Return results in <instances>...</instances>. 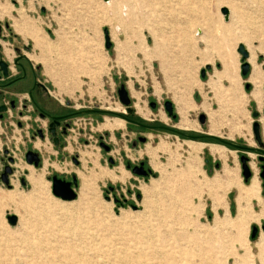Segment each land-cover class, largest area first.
<instances>
[{"label": "rangeland", "instance_id": "374dc122", "mask_svg": "<svg viewBox=\"0 0 264 264\" xmlns=\"http://www.w3.org/2000/svg\"><path fill=\"white\" fill-rule=\"evenodd\" d=\"M188 7H193L195 13L191 14ZM1 8L5 14L0 20L11 24L14 31V22L21 20L23 10L25 18L36 25L41 36L50 38L53 47L48 59L61 74V94L59 87L45 75L44 65L35 60L41 57L40 50L31 41H25L23 35L18 33L21 40L12 31L16 36L15 44L24 46L25 43L26 55L35 58L32 63L41 69V79L51 93L66 106L70 104L81 112L99 110L100 115H81L80 129L76 128L75 134L70 136L77 142L70 150L79 154L80 168L69 163L64 169L56 160L49 161V154L56 157V152L50 144L38 142L36 146L41 145L44 166L36 169L16 155L17 172L11 178L13 187L0 184V195L13 191L28 194L33 189L30 180L33 174L45 181L46 204L62 206L59 204L64 201L53 194L48 177L76 172L78 198L65 203L71 204L68 205L70 214L77 212L78 205L80 216L97 225L92 227L93 235H90L93 245L100 249L99 253L93 251L97 264L113 262L114 249L116 252L128 249L130 256L139 254L141 245L133 241L141 237L139 228L153 231L155 245L160 249L156 255L148 254L143 264H264V180L261 178L264 162L260 161L264 158V149L253 133V125L258 122L263 128L264 141V0H0V13ZM225 9L229 11L228 19L223 13ZM106 31L112 43L110 49L106 47ZM240 45L250 54L247 62L251 70L247 77L242 75ZM75 58L87 62V65L81 64L95 75L76 74L75 77L79 70L70 66ZM25 67L31 75L30 66L25 63ZM204 70L205 77L202 76ZM216 73L221 74L222 79H218ZM186 75L192 85L201 86L188 91ZM77 83H81L79 88H76ZM122 85L132 100L135 113L132 120L138 124L121 118L128 116L118 95ZM182 100L193 107L187 110V119L197 128L180 127ZM166 102L173 104L176 119L166 111ZM240 104H243L242 110ZM201 116L206 117L205 124H201ZM117 119L123 120L125 126L103 129L108 120L113 124ZM106 134V144L111 147L109 156L98 144V137ZM180 134L201 139L190 140ZM23 135L17 126H9L8 130L0 128V148L7 147L19 155L15 151L22 147ZM140 138L147 141L142 143ZM218 140L247 150H237ZM189 142L227 148L224 158L212 155L209 147L203 149L202 167L194 170L200 180H204L203 173L210 181L217 179L222 184L236 181L250 185L254 177L258 178L263 201L250 199L253 220L241 229L242 240L232 243L234 231L215 223L217 218L236 216L238 195L235 189L221 194V204L216 203L206 188L196 190L194 181L187 183L189 192L183 191L179 172L187 169ZM162 144H168L170 149L159 151L155 156L148 153V148L155 150ZM44 147L49 152L46 153ZM243 156L249 158L252 172L249 181L243 176ZM108 157L114 161V167ZM141 161L151 170L150 175L138 176L127 169V162L138 164ZM27 170L30 173H26ZM107 172H113L116 179L107 176L101 180L99 175ZM163 173L165 180L161 181V189L152 197V206L140 217L138 214L144 211L143 189L150 188L152 181L159 180ZM23 175H27L25 186L20 182ZM25 206L28 209H21L22 213L21 210L15 213V206H11L0 214L13 241L23 235L18 218L24 223H36L29 212L35 211L37 205L28 199ZM122 213L130 216L135 230L119 225ZM10 215L18 216L14 227L8 222ZM55 218L66 221L61 215ZM71 220L77 221L72 216ZM254 227L259 233L252 239ZM46 231L35 227L34 232L43 236ZM106 238L110 241H105ZM3 239L0 236V242ZM17 249L19 255L12 259L21 261L15 260L14 264H26L27 259L20 252L24 245L17 244ZM0 250L4 251L1 243Z\"/></svg>", "mask_w": 264, "mask_h": 264}, {"label": "bare ground", "instance_id": "6f19581e", "mask_svg": "<svg viewBox=\"0 0 264 264\" xmlns=\"http://www.w3.org/2000/svg\"><path fill=\"white\" fill-rule=\"evenodd\" d=\"M120 1L127 2L128 0ZM2 9L3 8H1L0 16L5 14V11ZM187 9L189 11H192L191 14L195 13L193 7H188ZM24 15L25 14H23L22 10L21 20H16L14 22L15 31L23 35L25 41L29 42V40H31V42L34 44V47L38 48L41 53V57L37 59L28 57L27 55L26 56L30 60L32 65L33 59H35L36 62L44 65L45 75L51 82L54 83L55 86L59 87V94H61V92L63 91L61 85L62 82L60 79L61 74L57 72L54 63L48 59L49 52L53 47V45L51 44L52 42L49 41V37L45 35L41 36L39 29L36 27V25L31 24V21L25 18ZM70 62L71 67L73 65V68L79 70V72L75 73V77L77 75L82 74H87L91 76L95 75L93 71L86 70L81 64L85 63L87 65V62L77 58ZM216 75L218 79H222L221 74L216 73ZM185 83L186 89L188 91L193 90L194 87L201 86L197 82L195 86L192 85L189 81V75H186ZM78 84L81 85V83H77L76 88L80 87ZM181 102L182 122L180 127L183 129L197 128L195 124H192L187 119V110L193 107L187 102V100H182ZM238 106H240V110L243 109V104H240ZM124 126L125 123L121 119L114 120L113 124H110V121L108 120L106 125L103 126V129H114L121 128ZM38 147H40V144L38 145ZM188 147L190 149V159L187 164V169L179 172L180 178H183L181 179L183 191L186 190L187 192H189L187 183L189 185L191 182L194 181V186L196 187V190H202L206 188L208 190V193L211 196L215 197L216 203L221 204L223 202V197L221 194L225 191L235 189L238 195V208L236 216L234 218H230L228 216L225 219L217 218L215 220V223L218 227L223 225L229 226L231 230L234 231L231 236L232 243L242 240L241 229L243 228V226L249 224V222L253 220L249 207L250 199L258 198L260 201H263L261 197V187L258 178L254 177L250 185H243L242 183L236 181H229L226 184H222L217 179L210 181L203 173L204 180L202 181L194 175V170L197 168L201 169L202 167L203 161L200 158V154L202 151H204L203 149L209 147L210 153L212 155L224 158L225 154L227 153V148H225L224 146L206 145L196 142H189ZM166 149H170V146L168 144H162L155 150H151L150 148H148L147 151L150 155L155 156L157 152L164 151ZM82 158L86 159V157L83 156ZM252 169H256L255 163L252 164ZM27 171L30 173L29 170ZM113 174V172H107L99 176H101V180H103L107 176L111 179L113 178L114 180L116 179V177ZM164 176L165 174L163 173L159 180L152 181V186L150 188L143 189L144 192L141 206H143L144 211L138 214L140 217H143L148 208L152 206V197L161 189V181L165 180ZM119 179L123 181L125 180L124 177H119ZM30 180L32 182L33 189L28 194H20L13 191L8 192L7 194L4 193L0 195V214L5 209L10 208L11 206H15V208L13 209L15 213H19V210L21 209L27 210L28 208L25 206V203H27L28 199L33 201L37 205L35 211L29 212L32 217L36 218V223L31 224L29 221H26L24 223L23 219L18 218V216L15 215L18 219H20V225L22 224L23 226V235L18 240L13 241L11 239L10 233L8 232V229L5 226V222L3 220H0V228H2L4 232V234L0 235L4 237V239L0 242L1 245L4 247V251L0 250V258L2 257L0 259V264H14L15 260H18V262L21 261L20 258L14 260L12 259V257L19 255L16 254L17 252H19V250L17 249V244L24 245V249H22L20 252H22L23 254L21 256H24L27 259L26 264H97V262L94 260L95 257L93 256V251H97L99 253L100 249L96 245H93V238L90 236L93 235L92 227H96L97 225L91 224V221H86L85 217L82 218L80 216L78 205L75 209V211L77 212L70 214V206L68 205L71 204H66L65 202H61V204H59L62 206H58L57 204H46L45 181L35 178L33 174H31ZM20 212L22 213V210ZM57 215H61L63 218L66 219V221H56V218L54 219V217H56ZM71 216L72 219L77 221H72ZM262 216H264V210ZM118 221H121L118 222L120 226L135 230V226L131 227L133 223H131L130 216L128 214L122 213V217ZM35 227L43 228L47 231L44 233L43 236H40L34 232ZM139 229L142 233L141 237H135L133 238V241L134 243L141 245V247L139 248L140 253H136L135 255L130 256L127 252L128 249L123 248L120 249L119 252H116L114 249V253L111 255L115 260L113 262H110L109 264H143L144 260L146 259L145 257L148 254L156 255L159 253L160 249L155 245L156 239L153 235L154 232L150 229ZM162 240L167 242L165 238H162ZM105 241L109 242L110 239L106 238ZM165 242L164 244H166ZM61 250L63 251V253L60 252Z\"/></svg>", "mask_w": 264, "mask_h": 264}, {"label": "flooded vegetation", "instance_id": "af4514ba", "mask_svg": "<svg viewBox=\"0 0 264 264\" xmlns=\"http://www.w3.org/2000/svg\"><path fill=\"white\" fill-rule=\"evenodd\" d=\"M12 31L13 29L9 23L0 20V128L5 127L8 130L9 126L12 128L17 126L24 133L23 145L19 149L16 148L15 151L19 152V155L11 152L7 147L0 148V184L8 188L13 187L11 178L15 177L17 172L15 164L18 159L16 155L21 156L29 166L36 168L27 162V155L33 152L39 156L38 169L44 166L43 153L41 149L36 147L38 142L43 145L50 144L56 152V157L55 154H49V161L56 160L57 164L64 169L69 166V163H72L76 168H80L82 162L79 154L70 150L71 147L77 146V142L70 139V136L75 134L76 128L80 129L78 123L81 115H100L99 110L87 114L85 111L81 112L74 109L70 104L64 105L62 101L56 98L46 82L41 79V69L34 64L33 66L30 61L21 58L26 56L25 50H27V47L26 45L15 44L14 37L16 36L13 35ZM2 62L6 65V73L1 67ZM25 63L30 66L31 75L28 74ZM128 115L132 118L135 113H128ZM173 116L175 118H172L176 119L175 111ZM106 137H108L107 134L105 137L100 135L98 144L109 156L111 147L106 144ZM12 139L15 140L14 137ZM103 145L109 146L110 150H106ZM136 146L137 142L134 143V147ZM45 152L49 151L45 150ZM33 158L35 157H31V159ZM107 159L111 167H114V161L110 157ZM128 165H130L129 170L131 172L134 168H138V170L141 169L142 173L147 172V176L152 173L146 163L142 161L138 164L127 162L126 166ZM23 176L20 177V182L21 185L25 186L28 182L27 175ZM55 176L71 183L76 192L79 189V179L76 172H63L48 177L51 185ZM75 177L77 178V186L74 183Z\"/></svg>", "mask_w": 264, "mask_h": 264}, {"label": "water", "instance_id": "95a60500", "mask_svg": "<svg viewBox=\"0 0 264 264\" xmlns=\"http://www.w3.org/2000/svg\"><path fill=\"white\" fill-rule=\"evenodd\" d=\"M103 1L109 2L110 0H103ZM223 13L225 15V18L228 19L229 18V11L227 9H225L223 11ZM105 35H106V47L108 49H110L112 47V43H111V39H110L108 31L105 32ZM238 53L242 56V75L244 77H247L250 73V70H251V66L247 62L249 60L250 54L244 45L239 46ZM21 58L25 59L27 61H30L27 58V56H22ZM1 67L5 71L6 65L3 62L1 63ZM210 69H211V67L208 66L207 70H210ZM5 73H6V71H5ZM205 74H206V71L204 70L202 72V76L205 77ZM247 88L249 89V85L247 86ZM118 95H119L120 102L127 109V113H129V114L133 113L134 109H132V107H131L132 106V100H131V97H130L128 90L126 89V87L124 85H122L121 88L119 89ZM152 107L155 108V104H152ZM165 109L170 116L175 118L173 116L175 109H174L173 104L171 102H166ZM93 112H95V110L85 111V113H87V114L93 113ZM254 116L257 117L258 115L255 114ZM205 121H206V117L201 116V118H200L201 124H205ZM253 133H254L255 140L258 142L260 147L264 149L263 128L258 122L254 123V125H253ZM139 140L142 143H145L147 141V139H145V138H140ZM228 144H229V146H231L237 150H245V148L240 146V145L233 144V143H228ZM103 146L106 148V150H110L109 146L108 147L105 145H103ZM263 154H264V152H263ZM31 157H35L33 159H36V160L34 161L33 159H31ZM39 161H40L39 156L37 154L31 152L27 155V162L31 165H34L36 168L39 167ZM260 161L264 162V158L261 157ZM241 163H242V169H243V176H244L246 181H249L252 177V172L249 168V158L243 156L241 158ZM127 168L129 169L130 165H128ZM133 174L138 175V176H147L148 173L147 172L142 173L141 169L138 170V168H134ZM261 178L264 180V166H262ZM74 179H75L74 183L77 186L78 185L77 178L75 177ZM52 192L58 199H60L64 202H72L78 198V194L72 188V184L69 182L63 181L61 179H58V177H56V176L53 177V179H52ZM8 222L11 226L14 227L18 223V219L16 216L10 215V216H8ZM263 230H264V227H263ZM258 233H259V229L257 227H254L253 232H252V239H255L257 237Z\"/></svg>", "mask_w": 264, "mask_h": 264}, {"label": "trees", "instance_id": "16d2710c", "mask_svg": "<svg viewBox=\"0 0 264 264\" xmlns=\"http://www.w3.org/2000/svg\"><path fill=\"white\" fill-rule=\"evenodd\" d=\"M108 115L112 116L113 114H112V113H108ZM121 118H123V119H125V120H128L129 122H133V123L138 124V122L132 120V118L130 117V115H128L127 117L121 116ZM170 131L176 133V132L173 131V130H170ZM178 134H179V133H178ZM180 135H182L183 137H186L187 139H190V140H194V139H196V140H197V139L200 140V139H201V138L196 137V136H194V135H187V134H180ZM210 140H211V139H210ZM213 140L215 141V139H213ZM218 141H219V140H218ZM219 142L224 143V142H222V141H219ZM224 144L229 145L228 143H224ZM245 150H247V149H245Z\"/></svg>", "mask_w": 264, "mask_h": 264}, {"label": "crops", "instance_id": "0c3cea01", "mask_svg": "<svg viewBox=\"0 0 264 264\" xmlns=\"http://www.w3.org/2000/svg\"><path fill=\"white\" fill-rule=\"evenodd\" d=\"M11 25V24H10ZM12 27V26H11ZM13 31H14V29H13ZM14 33L19 37V38H21V40H23V38L18 34V33H16L15 31H14ZM29 41H31V40H29ZM24 45H25V43H24ZM138 109V108H137ZM139 110V109H138ZM190 122V121H189ZM37 148H39L38 146H36ZM40 147H41V145H40ZM45 150H46V148H45Z\"/></svg>", "mask_w": 264, "mask_h": 264}]
</instances>
